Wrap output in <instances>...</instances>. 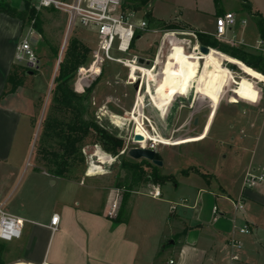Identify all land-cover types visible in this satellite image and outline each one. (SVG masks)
Listing matches in <instances>:
<instances>
[{"label": "crops", "instance_id": "1", "mask_svg": "<svg viewBox=\"0 0 264 264\" xmlns=\"http://www.w3.org/2000/svg\"><path fill=\"white\" fill-rule=\"evenodd\" d=\"M248 2L252 11L264 17V0ZM25 5L21 0L14 6L23 10ZM227 12H233L237 19L229 29V37L235 38L236 45L260 53L251 46L261 37L257 22L251 12L243 9L242 0L239 13L223 8L216 12V17ZM185 24L193 32H214ZM24 30L20 18L0 12V201L4 202L7 211L25 219L21 237L0 240L4 264L18 261L31 264H264V180L254 187L243 186L249 168L264 167V108L261 106L264 96L259 86L264 77L258 71L242 70L244 75H239L238 81L246 91L229 93L220 99L216 109L202 101L200 95H190L195 84L189 90L190 96H179L184 98L172 104L168 117H164L152 103L147 110L142 107L144 96L149 98L148 93L142 91L143 101L139 108L152 127L156 128L157 122L153 120L156 122L153 123L149 117H162L158 125L161 135L174 138L168 130L176 104L177 113L193 117L196 123L194 135L207 133L197 141L177 145L157 143V150L164 160L161 168L168 167L171 171L176 159L164 154V146H193L194 152L189 154L192 161L178 168L182 177L176 178L175 182L151 183L160 187V197L130 190L134 196L129 201L127 198L128 219L115 222L108 214L110 203L119 189L123 191L119 201L124 199V190L114 186L102 197V188L95 184L97 177L109 172L75 178L71 171L59 176L46 166L39 152L28 160L40 95L33 94L25 82L16 90L8 91V76L13 65L19 64L15 61V50ZM172 31L175 33L167 35L170 45L186 40L185 32ZM149 32L161 34V37L154 39L148 50H154L155 58L166 56L167 40L163 31L152 28L146 31ZM194 38L193 45L202 44L198 37ZM192 46L190 50H193ZM194 52L199 57L202 54ZM209 55L205 57L211 65L219 63ZM144 56L154 59L149 51ZM202 58L198 76L203 66ZM214 68L217 73L210 80L218 78V69ZM137 96L136 90L132 111ZM146 126L151 128L150 124ZM110 165L107 161V168ZM235 202H242L243 208L237 209ZM54 213L60 216L56 229L51 226ZM245 224L249 233L239 231ZM232 238L239 241L240 247L231 245ZM232 254L238 258L233 259Z\"/></svg>", "mask_w": 264, "mask_h": 264}, {"label": "rangeland", "instance_id": "2", "mask_svg": "<svg viewBox=\"0 0 264 264\" xmlns=\"http://www.w3.org/2000/svg\"><path fill=\"white\" fill-rule=\"evenodd\" d=\"M6 1H8L12 6H14L15 3L20 4L21 2V0H0V2ZM28 1H30L34 5V7L40 11L39 15L43 27L42 34L37 32V30L35 29L37 35L35 34V38L32 41V46L35 49L40 60L39 66L37 68H31V70H29V72H27L24 76V82L26 86L30 88L33 94L40 95L38 101V111L35 116V127L33 129L31 144L28 152V160L31 161L38 154V151L40 152L39 148L43 144L51 145L53 146V150L60 151L58 139L46 140L43 136V125L45 123V119H47L49 115H54L64 121H69L72 118V114L70 112L63 113L60 108L55 106L57 104L53 101L54 93L52 91L55 87V77L58 74L59 62L63 58V50L65 48V45L70 40V38L77 37L87 43L92 49H94L96 46L97 37L94 32L88 30L79 22H76L73 27H69V15L66 11L57 9L53 6L39 7L36 5V2L34 0ZM240 4L241 0H147L146 3H140L139 1L134 0H125V5H127L128 7L143 6L144 10L150 8L152 14L160 19H164L166 21H176L180 24H183L185 22L192 26L194 29H203L211 32L215 31L216 28L217 11H220L223 8H229L239 13ZM142 15L143 12H139L137 16L141 17ZM251 23L252 22H250V25ZM30 24H32V22H27L21 38H23L27 34ZM166 30L172 31L174 29ZM176 31L185 32V37H183L186 38V40L191 39L192 41L193 39L195 41L194 36L190 34L193 31H190V29H176ZM38 33L40 35H38ZM160 37L161 34L155 32H145L140 39H136V43L132 47V51L138 53L140 56H144L149 51L150 56H153L155 58L156 55L154 50L150 51V49L148 50V48L151 44H154V39H160ZM178 38L182 37L179 35ZM49 43L59 49L58 55L54 54L51 51ZM191 44H193V42ZM171 48L172 46L170 45V42L166 41V54L170 52ZM91 54L90 58L92 59ZM124 54L128 53H122L119 51L114 52V55L116 56H121ZM202 56L203 66H201L202 68L198 76L196 87L190 93L191 96L196 97L197 94L200 95L202 101L209 103L212 108L216 109L221 103L220 99L227 97L229 93L231 94L233 92L234 94H241L242 92L246 91L244 90V88L240 87L242 85H240L238 81L239 75H244L243 71L238 65L226 61L224 57L217 59L219 63L215 62V64L212 65L218 69V78L216 77L210 80L213 77V74L210 73L209 70V61H207L208 58L205 57L207 55H203L202 53L200 57ZM33 69H35V72ZM102 70V73L97 77V79H95L94 87L88 96L89 98L86 101L85 118L94 120L98 125L103 127L108 132L113 133L114 135L125 140L124 148L130 149L131 147L137 145L133 142L132 136L134 135L138 122H141L143 124L145 132L147 133V140L142 142L144 146L150 143L149 140H154L155 142L157 141L161 145H177L181 143L197 141L206 136L207 132L203 133L202 135H194L196 131L194 124L196 123H194L195 121H193V117L190 118L181 113H177V104L174 112L169 118L170 127L168 130V134L172 135L174 138H169L161 135L160 126H158L160 118H162L161 116L160 118L149 117L152 121L154 120L157 122V130L155 127H153L152 129H148L146 125H149V122L146 117H143V113L139 108L143 101L142 91L144 94L145 92H147L145 83H143L145 91L143 89L138 93L135 107L132 111V107L134 105L136 97V89L134 87V84H131L129 82L128 68L122 66L118 62L107 60L104 63ZM77 78L78 72L75 81L71 85L75 90ZM246 78L247 77H245L244 80H246ZM131 79L133 80L134 77L131 76ZM207 80H209L208 83ZM158 83L159 85L162 83V77L160 78V75ZM263 83L264 82L260 83L259 86L261 88V94L264 96ZM199 87L200 89L198 90ZM152 90L155 94L157 93L158 88L156 84L152 86ZM148 96L149 98L147 96H144L145 99L144 103L142 104L143 108L145 106V110H147V107H151V103L154 105L152 99L150 98V93H148ZM180 98L184 97H177L173 104L178 103ZM182 101L184 103H187V101H184L183 99ZM261 106L264 108V104H261ZM114 115L119 116L121 122H116L117 118H115ZM168 115L169 113L163 116L168 117ZM130 116L138 117L131 120ZM185 119H187V121H184ZM154 121L153 123H156ZM161 145H159L158 148H160ZM192 147L193 146L191 145H183L180 147L164 146V154L167 155L168 153L170 155H173L176 157V159L171 171L170 169H168V167L161 168V166H158L159 171L163 174L174 175L175 179L181 178L182 172L178 171V168H181L187 162L189 163L192 161L191 159H189V154L194 152V148ZM82 151L84 159L77 158L75 166L72 170L73 177L75 178H80L85 174L88 154L94 151H97L98 153L102 152L103 154L107 152L102 148L98 139V134L95 132H91L86 136V138L82 142ZM39 154L40 156L42 155L41 153ZM186 157H188V159H185ZM124 158L136 160L130 157L128 155V152H126L120 158H118L116 162L110 165L111 168L109 167L107 170L109 174L99 176L95 180V184L100 185L103 190L102 197L107 196L108 191H110L114 186L120 187L124 190V192H126L128 188H130V181L126 176V170L123 168L121 162ZM163 171L169 173H164ZM151 183V181L144 182L139 187H136L134 189L140 190L143 193L148 192V185H150ZM167 185L168 187H171L170 184ZM127 195L129 201L133 198L134 193L131 194L130 192ZM122 199L123 198H121V200ZM121 200L120 205L122 202ZM129 211L130 206L128 204L127 209L125 210V214H129Z\"/></svg>", "mask_w": 264, "mask_h": 264}, {"label": "trees", "instance_id": "3", "mask_svg": "<svg viewBox=\"0 0 264 264\" xmlns=\"http://www.w3.org/2000/svg\"><path fill=\"white\" fill-rule=\"evenodd\" d=\"M134 1H139L140 3L147 2V0ZM242 3L243 9L252 13L253 18L257 22L261 37H264V17L256 11H252L248 0H242ZM25 4L23 10H18L8 1L0 2V12H5L13 17L20 18L23 21L24 27H26L27 22H32L30 26L32 25L37 32L42 34L43 27L39 15L40 11L28 0L25 1ZM146 17L150 28L191 30L185 23L180 24L176 21H166L156 18L152 14L151 9L148 10ZM194 32L197 34L200 43L213 47L210 48L209 54L215 59L224 57L226 61L238 65L241 70H256L264 77V55L262 53H254L243 46L219 40L212 34L201 31ZM49 46L51 51L58 55L59 49L51 45V43H49ZM92 51L93 49L87 43L77 37H72L65 45L63 58L59 62L58 74L55 77V87L52 90L54 93L53 101L57 104L55 106L60 108L63 113L70 112L72 118L69 121H64L54 115H49L44 121L43 136L46 140L58 139L60 151L53 150V146L44 144L40 146V152L38 151L42 154L41 156H44L46 166L55 175L65 176L67 172L73 170L77 158L84 159L82 142L91 132L98 134L102 148L113 155L119 154L125 147V140L108 132L94 120L85 118L86 101L94 87L95 81L83 92H78L71 86L76 79L79 67L87 65L91 61L90 54ZM29 70L31 68L25 64H14L8 76V91H14L19 85L23 84L24 76ZM33 70L35 72V69ZM209 70L213 75L217 73L216 69L210 63ZM121 162L123 168L126 170V176L130 181V188L124 192L125 200L123 199L117 215L113 217L115 222L128 219L129 214H125V210L128 206L127 194L130 193V190L139 187L147 181L155 184L176 181L174 175L161 173L159 167L147 159L133 160L124 158ZM184 172H187V170ZM0 264H4L1 259V253Z\"/></svg>", "mask_w": 264, "mask_h": 264}, {"label": "built area", "instance_id": "4", "mask_svg": "<svg viewBox=\"0 0 264 264\" xmlns=\"http://www.w3.org/2000/svg\"><path fill=\"white\" fill-rule=\"evenodd\" d=\"M39 7H55L66 11L69 15V27H73L76 22H79L88 30L96 34V46L92 51V59L87 65H82L78 69V78L76 83V89L78 90V83H80L81 90H85L89 87L95 79L101 74L104 63L107 60L120 63L122 66L128 68L129 82L135 84L139 81V93L144 89V69H153L157 57L152 59L145 56H140L138 53L132 52L133 42L137 36H140L144 32L152 29L149 27L147 19V10L140 7H128L125 5L124 0H75L68 2L64 0H34ZM143 12L141 17H138V13ZM237 22L236 16L233 12H227L216 17V28L212 33L219 40L236 43L235 38L229 37L228 32ZM245 22V21H244ZM155 31H163L165 40L170 42L168 34H174V31H168L162 28H153ZM35 28L31 25L27 34L17 44L15 50V61L23 63L30 68H37L39 66V57L32 46V41L35 38ZM197 38L195 32L190 33ZM184 41L187 46H192L191 40ZM241 43V41H239ZM197 43V42H196ZM199 43L192 46L193 50L200 51ZM253 48L264 54V37H260L254 44ZM197 47V49H195ZM115 51L122 53H128L121 56L114 55ZM143 59V61H141ZM135 73V79H131V74ZM83 81V82H81ZM145 90V89H144ZM148 120L151 128L152 124ZM133 139V136H132ZM149 144L146 147L156 148L157 141L149 140ZM140 146H144L143 143ZM128 148H124L119 154H109V157L113 160L110 164H113L118 158L127 152ZM97 151H94L87 155V167L85 170L86 176L96 175L107 172V162H101L99 156L96 155ZM92 170V171H91ZM264 180V167L249 168L244 175L243 186L254 187ZM123 191L119 189L113 201L110 203V209L108 214L112 217L116 216L120 208V197ZM153 197H160L161 190L157 185L152 184L148 191ZM237 209L243 208L242 202H235ZM174 208V206H173ZM60 216L58 213H54L51 219V226L56 229L59 225ZM25 219L7 211L4 207V202L0 201V240L11 241L15 238H19L22 235ZM239 231L242 233H249L250 229L245 224L239 227ZM231 245L234 247H240L239 241L232 238ZM233 259H237L238 255L232 254ZM172 263L173 260H170ZM43 264V263H42Z\"/></svg>", "mask_w": 264, "mask_h": 264}, {"label": "bare ground", "instance_id": "5", "mask_svg": "<svg viewBox=\"0 0 264 264\" xmlns=\"http://www.w3.org/2000/svg\"><path fill=\"white\" fill-rule=\"evenodd\" d=\"M185 43V41L181 40L179 42L174 41L171 43L172 48L166 56H158L155 62V67L152 70L144 69V83L147 87V93H150L154 105L163 115L169 113L170 107L177 97L188 96L189 90H192L198 81V72L201 64L200 57L194 52V50H190V46L185 45ZM203 54L209 55V53ZM159 75L160 78L162 77V83L160 85L158 83ZM131 76L134 77V79L136 77L135 73H132ZM154 84H156L158 88L156 94L152 90ZM80 87V83H78V89H82ZM114 117L117 118L116 122H121L119 116L114 115ZM137 117L138 116H130V119L133 120ZM135 132L144 135L145 139L142 142L147 140V133L141 122H138ZM96 155L99 156L101 162L113 161L107 156L108 154L105 155L102 152H99ZM13 264L31 263L18 261Z\"/></svg>", "mask_w": 264, "mask_h": 264}, {"label": "water", "instance_id": "6", "mask_svg": "<svg viewBox=\"0 0 264 264\" xmlns=\"http://www.w3.org/2000/svg\"><path fill=\"white\" fill-rule=\"evenodd\" d=\"M200 51L202 53H209L210 46L201 44ZM143 61V59H141ZM32 72V71H31ZM135 89L139 88V81L134 84ZM145 139L142 133L135 132L133 135V142L136 143V146L128 149V155L134 159H147L151 161L156 166H162L164 164L163 155L156 148L140 146L142 141Z\"/></svg>", "mask_w": 264, "mask_h": 264}]
</instances>
